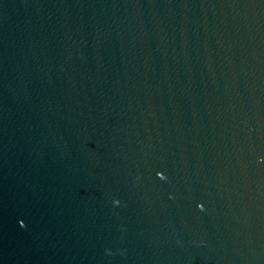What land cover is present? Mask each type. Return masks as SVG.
<instances>
[{"label": "water", "instance_id": "water-1", "mask_svg": "<svg viewBox=\"0 0 264 264\" xmlns=\"http://www.w3.org/2000/svg\"><path fill=\"white\" fill-rule=\"evenodd\" d=\"M0 264H264V0H0Z\"/></svg>", "mask_w": 264, "mask_h": 264}, {"label": "snow or ice", "instance_id": "snow-or-ice-1", "mask_svg": "<svg viewBox=\"0 0 264 264\" xmlns=\"http://www.w3.org/2000/svg\"><path fill=\"white\" fill-rule=\"evenodd\" d=\"M157 176L160 178V179H163V174L161 172H157ZM199 207L202 208V205H198Z\"/></svg>", "mask_w": 264, "mask_h": 264}, {"label": "clouds", "instance_id": "clouds-1", "mask_svg": "<svg viewBox=\"0 0 264 264\" xmlns=\"http://www.w3.org/2000/svg\"><path fill=\"white\" fill-rule=\"evenodd\" d=\"M115 206H119V202H116V205ZM107 255H111V252H107Z\"/></svg>", "mask_w": 264, "mask_h": 264}]
</instances>
